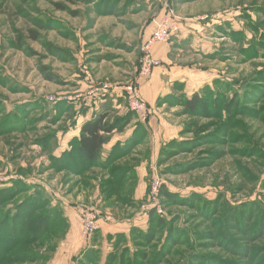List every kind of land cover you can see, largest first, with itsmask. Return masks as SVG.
I'll return each instance as SVG.
<instances>
[{
  "label": "rangeland",
  "instance_id": "1",
  "mask_svg": "<svg viewBox=\"0 0 264 264\" xmlns=\"http://www.w3.org/2000/svg\"><path fill=\"white\" fill-rule=\"evenodd\" d=\"M168 15L184 35L171 50V67L187 77L172 82L160 113L147 105L149 120L134 117L129 139L139 143L117 165L129 168L135 183L113 189L106 202L100 183L107 174L56 171L52 159L77 109L98 103L89 91L137 82L142 36ZM232 31L244 40L235 41ZM263 37L264 0H0V191H17L20 183L16 202L33 195L48 209H95L105 224L124 229L114 264H264V99L254 95L258 88L246 94L235 120H221L211 106L236 95L223 84L238 82L241 92L244 82L261 79ZM250 40L255 56L247 58L241 49ZM114 64L126 71L119 80L110 73ZM205 88L213 112L185 114L180 99ZM150 211L167 226L141 244L130 232L146 231ZM70 226L20 246L16 252L28 255L12 264H105L114 235L99 230L85 244L68 243ZM138 253L140 262H131Z\"/></svg>",
  "mask_w": 264,
  "mask_h": 264
},
{
  "label": "trees",
  "instance_id": "2",
  "mask_svg": "<svg viewBox=\"0 0 264 264\" xmlns=\"http://www.w3.org/2000/svg\"><path fill=\"white\" fill-rule=\"evenodd\" d=\"M60 8L63 9V7ZM230 37L235 41H238L244 40L245 36L243 32L232 31ZM32 38L36 39L37 35L32 33ZM259 43L262 44V41ZM248 44L250 47L242 48L241 50H243L242 53L247 58H252L255 56V43L250 40ZM44 75L48 80L56 81V78L53 75H50L49 73H44ZM258 75L261 76V79L257 82L256 79L259 77H256L251 84L244 82L242 85L243 90L241 92L237 91L238 82L229 85L223 84L222 87L225 88V90L229 89L236 95L229 99L223 96L219 101L216 100L211 102V104H213L211 106L214 107V110H218V116L221 120L223 118L225 120L232 118V120H235L238 118L239 108L246 106V104H243V101L247 99L246 94L249 95L250 93L252 95V92L257 88L259 90L254 95L259 94L261 96L260 98H262L261 100L264 99V76H262L264 75V72H261ZM255 81L257 83H255ZM205 89L199 93H195L191 98H186L184 100L180 99V106L185 114L202 116L213 112L212 109L208 107V105H210L206 100L208 95L205 96V93L209 90L207 88ZM115 98V95L109 93L102 99L108 102ZM98 112L99 110L95 111L93 114L94 118L84 123L79 138L71 143V149L52 160L55 165L53 168H55L56 171L66 170L74 173L76 176H84L92 169L96 168L100 170L103 175L107 174L106 179L101 178L100 188L104 195V201L108 202L112 198L113 189L121 188L126 184L130 185L131 189V186H134L136 179L134 173L129 168L124 169L119 167L117 163L128 156L129 152L138 145L139 141L133 136L125 142L124 145H122V143H117L107 154L106 158H102L104 147L111 141L113 135L115 133L125 132L136 116L131 111L123 116L117 115L113 110L106 112L103 111V113L100 114ZM204 112L206 113L202 114ZM97 113L99 115H97ZM50 141L51 138H45V141L43 142L45 150H48ZM16 185L20 188L17 191L9 188L0 191V264L2 262L12 264L17 257L27 256V253L19 254L16 252L19 250L20 246L27 247L29 245H36L39 241L43 242V237H48L55 230L61 232L64 228L66 233L69 229V221L60 207L56 206L55 208L48 209V206L44 205L43 199L39 201L38 198H32L33 195H29L21 201L16 202V200L20 198L21 192H23L21 188L24 187L20 185V183H17ZM165 196L168 198L171 197L168 193H165ZM148 217L146 231L139 228H133L130 232L131 237L133 236L135 239L139 238L144 241L141 244H145L148 240L153 241L155 239L156 235L150 234L153 232V229L157 227V233L159 229L167 226V222L162 219L161 216L157 215L155 211H150ZM95 237H98V233ZM96 238L93 240V247L97 246ZM125 240L126 236L123 234L108 237L111 249L107 254L105 264H114L116 252L113 251L118 249L117 244L119 241ZM230 243L235 244V241L230 239L227 244ZM236 244L239 245L238 243ZM90 252L88 251L87 256H90V261L94 262L95 260ZM128 254L130 255L127 251L125 256H128ZM140 254L141 253H138L136 254V257H131V259H133L131 262H140ZM241 256L248 258L246 252ZM247 262L248 264H254L252 260H247ZM123 263L128 264L125 262Z\"/></svg>",
  "mask_w": 264,
  "mask_h": 264
},
{
  "label": "crops",
  "instance_id": "3",
  "mask_svg": "<svg viewBox=\"0 0 264 264\" xmlns=\"http://www.w3.org/2000/svg\"><path fill=\"white\" fill-rule=\"evenodd\" d=\"M149 29L145 30L142 36L143 43L153 34V28H151V30ZM179 32L181 33V27H180ZM179 32L172 38V40L168 44L158 43L154 45V47L152 48V54L156 59H158L161 62V65L158 68L154 69V71L152 72L150 76L143 77L139 75L137 78V82H138L139 89H140L143 99L145 100L148 106L158 110L159 113L163 109L161 106H159V102L161 99L171 94V85L173 84L172 82L175 83V81L184 80V78L187 77L184 72L180 70H176L175 68L171 67L172 65L171 50L173 49L175 43L180 41V39L184 36L183 35L182 37H179L178 35L180 34ZM140 38H141V34L139 35V32L136 31L135 39L138 40ZM132 53H135V52H129L128 53L129 55H127L126 57L127 60H124L125 62H128V64L131 63L132 55H134ZM117 57H119V62L123 61L120 58L121 56H117ZM122 65L127 66L126 63ZM110 73L113 76V78L115 77L116 79L119 80L120 78H123L124 74H126V71L123 70V67L121 68L119 65L114 64V66L112 65V68L110 69ZM195 93L190 95L188 98H191ZM113 95H115L116 98L111 99L108 102L104 100V101H98V103L97 101L96 102L94 101L93 103H91L90 101V103H88L89 106L85 108L84 106H82L83 108L79 107L80 109H77L78 118L77 119L75 118L76 121L74 122V124H72L69 130L66 129V131L62 134V137H63L62 140L64 141V144L62 145L63 149L61 148V153L57 156H60L61 154L71 149V143L75 139L79 138L82 126L84 125V123L94 118L93 114L95 111L99 110L98 113L100 114V113H103V111L106 112V111L113 110L119 116H123L129 111L125 101L123 99H119L121 98L120 93H113ZM98 113L97 115H99ZM136 120L138 121L137 118ZM134 121L128 126L125 132L115 133L113 135L111 141L104 147L102 158H106L107 154L111 151L113 146L116 145L117 143H122V145H124V143L131 136V133L129 130H132L131 128L135 127ZM79 213H80V209H74L71 207L66 209L64 212L65 217L67 218V220L69 221L71 225L69 234L67 235V242L68 243L74 242L73 244L77 243L78 245L89 242V241H86L83 236L82 219ZM99 230L101 231L103 236L105 234L106 235L107 234L116 235L118 233L124 232L123 231L124 229L121 230L119 227L105 224L104 221L100 222Z\"/></svg>",
  "mask_w": 264,
  "mask_h": 264
},
{
  "label": "built area",
  "instance_id": "4",
  "mask_svg": "<svg viewBox=\"0 0 264 264\" xmlns=\"http://www.w3.org/2000/svg\"><path fill=\"white\" fill-rule=\"evenodd\" d=\"M180 31L179 24L173 21L170 15L157 23L153 34L144 42L142 47V57L139 65V75L148 77L154 69L161 65V62L152 54V48L155 44H168L172 38ZM120 93L121 98L126 102L129 111L134 113L138 121L145 122L149 120V110L147 103L143 99L138 82L124 85L105 84L99 88L89 91L88 97L99 98L104 101L107 94ZM83 95H77V99ZM156 191V188L154 189ZM82 215V233L86 241H91L100 228L101 217L98 211L93 208L80 209Z\"/></svg>",
  "mask_w": 264,
  "mask_h": 264
}]
</instances>
